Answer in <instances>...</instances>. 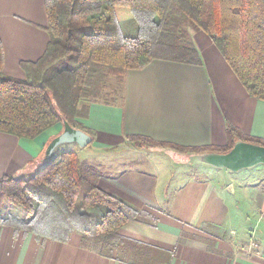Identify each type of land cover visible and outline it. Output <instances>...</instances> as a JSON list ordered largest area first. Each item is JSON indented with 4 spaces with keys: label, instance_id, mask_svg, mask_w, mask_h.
I'll return each mask as SVG.
<instances>
[{
    "label": "crops",
    "instance_id": "crops-1",
    "mask_svg": "<svg viewBox=\"0 0 264 264\" xmlns=\"http://www.w3.org/2000/svg\"><path fill=\"white\" fill-rule=\"evenodd\" d=\"M46 25L44 0H0L4 75L26 79L20 63L42 56ZM188 33L199 64L153 59L127 70L120 100L91 103L79 120L92 138L79 147L87 153L82 164L95 171L98 187L147 211L154 223L122 226L118 234L127 241L109 256L84 246L75 232L60 242L2 226L0 264H264V177L220 180L216 172L203 175V164L188 173L173 158L189 153L169 148L153 152L142 166L129 162L136 158L128 152L129 136L180 148L220 147L231 126L264 140V100L247 93L213 36ZM60 131L56 125L33 139L0 132V178L41 165L48 138Z\"/></svg>",
    "mask_w": 264,
    "mask_h": 264
},
{
    "label": "trees",
    "instance_id": "trees-1",
    "mask_svg": "<svg viewBox=\"0 0 264 264\" xmlns=\"http://www.w3.org/2000/svg\"><path fill=\"white\" fill-rule=\"evenodd\" d=\"M44 8L48 45L37 61L20 63L25 80L3 74L0 40V132L33 139L63 119L81 129L76 119L91 103L120 100L117 92L110 99L103 92L107 79L117 78L122 87L127 70L153 59L199 64L188 25L213 36L247 93L264 100V0H44ZM130 22L137 25L134 33L126 32ZM226 134L220 147L128 139L189 154L224 153L239 140L264 146L231 126ZM133 221L153 224L154 218L99 188L95 171L74 152L54 154L27 178H0V227L37 240L66 242L75 232L84 246L109 256L127 241L118 229Z\"/></svg>",
    "mask_w": 264,
    "mask_h": 264
},
{
    "label": "rangeland",
    "instance_id": "rangeland-1",
    "mask_svg": "<svg viewBox=\"0 0 264 264\" xmlns=\"http://www.w3.org/2000/svg\"><path fill=\"white\" fill-rule=\"evenodd\" d=\"M122 17H124V15ZM124 18H126V17H124ZM126 28L128 30H126ZM126 28H125L126 32L129 31L131 33H134L135 30L137 29V25L134 22L133 23L130 22L129 24L126 25ZM192 30L201 31V30L192 28L188 25L187 31L189 32ZM103 84H104L103 92L106 93V96L108 99H110L112 92H117L118 96H120L122 87L119 85V81L117 80V78L111 77L110 79H107V81ZM103 95H104V93H103ZM112 96L115 97L116 95L112 94ZM100 101H102V100H100ZM80 119L81 118L76 119V122L80 123L79 122ZM57 126H60V130L62 131V124H58ZM58 133L56 132V134H58ZM54 135H55V133H54ZM51 138H53V136H50L48 138V142L51 140ZM48 142H47V144H48ZM129 142L132 144L131 145L132 149H130V148L128 149L130 157L134 156L133 158H135V157L137 158V159L136 158L135 159L130 158L129 162L130 163L139 162L141 164V166L144 164L145 160H148V158L151 157L153 152L160 151V152L164 153L163 148H169V149H172L175 151V149H173L171 147H162L159 145H154V146L143 145L142 142H139V141L138 142L129 141ZM159 147H162V148H159ZM158 149H160V150H158ZM64 151L74 152L78 156L81 163L83 162V159L86 156L85 154H87L83 149L80 150L79 147L74 143H63L57 147V149L53 153V155L56 153L64 152ZM176 151H178V150H176ZM177 153H179V152H177ZM181 155L182 154H180V153L178 155L177 154L174 155L176 157L173 158V160L178 162L177 165H180L182 168L186 169V172H188V173L193 171L192 169L198 168V166H200V164H202V163L197 162V160L194 158V156H190L189 154H186L183 158H177V157H180ZM42 164H44V162H42ZM42 164L39 166H36L35 169H34L35 166L32 167V169L27 170L26 172L22 173L21 176H18V177L19 178L29 177L30 175L37 172L41 168ZM203 166H206V167H204V171L202 173L203 175L212 176L215 174L214 172H216V175H217L218 179H220V180H223L225 177H228V176L234 177L237 181L243 180V179L247 180V181H251V180L253 181V179L255 180V179H260V178L264 177V165H259V164L254 166V167L241 169V171L236 172V173H231V172H228L225 170L222 171V170H218V169H211L207 165H204V164H203ZM197 175H199L198 171H197ZM3 201L5 204V209L7 210V206L9 203L6 200H3Z\"/></svg>",
    "mask_w": 264,
    "mask_h": 264
},
{
    "label": "water",
    "instance_id": "water-1",
    "mask_svg": "<svg viewBox=\"0 0 264 264\" xmlns=\"http://www.w3.org/2000/svg\"><path fill=\"white\" fill-rule=\"evenodd\" d=\"M91 141L92 138L88 133L71 126L63 119L62 131L51 138L45 147L43 162L46 163L49 160L60 144L74 143L78 147L83 148L89 145ZM194 158L197 162L211 167L237 172L241 169L264 164V146L239 140L227 152H205L196 154Z\"/></svg>",
    "mask_w": 264,
    "mask_h": 264
}]
</instances>
